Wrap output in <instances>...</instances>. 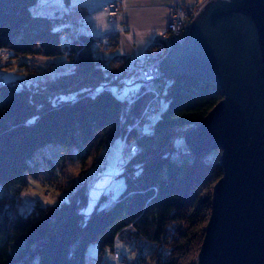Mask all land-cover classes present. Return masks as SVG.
Returning <instances> with one entry per match:
<instances>
[{
  "label": "trees",
  "instance_id": "obj_1",
  "mask_svg": "<svg viewBox=\"0 0 264 264\" xmlns=\"http://www.w3.org/2000/svg\"><path fill=\"white\" fill-rule=\"evenodd\" d=\"M37 2L0 0V51L20 61L65 58L69 67L46 82L30 77L0 82V187L36 176L37 163L29 160L47 143L72 149L75 155L69 158L82 171L118 138L140 151L120 172L127 181L122 193L88 216L79 211L88 194L75 183L61 186L70 194L66 200L37 202L24 215L15 210L19 194L0 196V264H85L90 243L99 247L100 256L113 251L118 239L155 244L154 264H199L223 168L217 158L209 159L210 153L190 154L175 141L200 125L223 91L212 81L179 74L142 84L132 91V102L121 96L118 78L106 74L109 68L95 54L106 43L82 32L76 36L75 22H63L68 16L33 14ZM106 84L113 89L106 91ZM157 88L158 116L151 131H140L133 124L149 101V89Z\"/></svg>",
  "mask_w": 264,
  "mask_h": 264
},
{
  "label": "water",
  "instance_id": "obj_2",
  "mask_svg": "<svg viewBox=\"0 0 264 264\" xmlns=\"http://www.w3.org/2000/svg\"><path fill=\"white\" fill-rule=\"evenodd\" d=\"M162 77L216 83L223 98L187 134L190 154L220 151L199 264H264V0H207Z\"/></svg>",
  "mask_w": 264,
  "mask_h": 264
},
{
  "label": "rangeland",
  "instance_id": "obj_3",
  "mask_svg": "<svg viewBox=\"0 0 264 264\" xmlns=\"http://www.w3.org/2000/svg\"><path fill=\"white\" fill-rule=\"evenodd\" d=\"M39 1L47 6L44 0ZM203 1L204 0H202L201 4ZM53 3H56V1ZM32 12L33 14H37L39 10L34 7ZM1 52L2 51H0V54ZM5 52L8 53V57L0 59V82L8 83V81L12 82L15 80V82H18V78H22V76L26 75V68L20 63L18 58L11 56L7 50ZM95 54L102 59L110 55L109 53H101L100 50ZM7 61H10V63H7ZM116 64L117 62L110 71H114L115 67L119 65ZM29 77L33 80L36 79L33 73L30 74ZM141 86V83L129 85L126 88V93L128 94L130 91L136 93V91L140 90ZM162 105V107H166L164 100ZM124 144L128 146L126 142ZM124 144L123 140L118 138L116 141L106 146L101 155L96 158L98 161L101 159L102 162L98 164V161L94 162L90 159L83 171L81 168L82 165L78 161L69 158L75 155L72 149L68 151L65 147H61L56 142L44 144L34 152L35 154L29 160L30 163H37V175H28L23 180L15 181L9 185H3L0 187V196L13 197L19 194V200L15 203V210L24 215L30 212L37 202H39L41 206H45L55 205L59 201L66 200L67 195L64 191L62 192L60 188H62L61 186H66L67 182H74L84 187L85 192L88 194L87 203L79 208L81 213L88 216V213L95 209L99 210L109 206L114 200L112 197L115 195V198H117L122 193V190L119 191V187L122 186L123 183L127 185L125 176L120 175L125 164L128 163L131 158V154L122 151ZM175 145L179 149L188 151L183 137L176 139ZM213 155H215L218 161L220 160L221 155L219 150L213 152ZM118 164L123 166L116 170L119 166ZM124 185L122 187H124ZM117 191H119L118 194ZM47 192H50V196L47 195ZM1 216L2 213H0V217ZM155 248V244L148 242H139L136 243V245H134V243H128L123 239H118L115 242V250L120 255L119 262H124V264H133L136 261L143 260L146 261V264H154L155 260L152 261V256L154 255ZM163 254V258H165V254H168V250H164ZM85 264H116V260L112 250L106 249L99 256V247L95 243H90L86 251Z\"/></svg>",
  "mask_w": 264,
  "mask_h": 264
},
{
  "label": "crops",
  "instance_id": "obj_4",
  "mask_svg": "<svg viewBox=\"0 0 264 264\" xmlns=\"http://www.w3.org/2000/svg\"><path fill=\"white\" fill-rule=\"evenodd\" d=\"M44 1L47 6L40 3L39 0L35 6V9L39 10L38 14L70 16L73 23L82 19L84 27L82 24L81 32L98 37L101 42L106 43L101 53L110 54L103 57L104 64L108 68L114 67L116 62L124 60L126 57L143 54L155 37L165 32L170 4L178 1L184 7H195L202 2V0H119L122 12L117 19L111 21L103 10L104 5L111 0ZM54 1L56 3H53ZM61 26L59 25V27ZM110 38L112 39L110 40ZM20 63L26 68V75L18 79H27L33 72H39L47 67L53 68L55 73L67 70L69 67L65 58L57 60L30 58L21 60ZM122 186L119 187L120 189L118 188L119 191L123 188ZM61 191L65 192V190ZM114 197L115 195L112 198Z\"/></svg>",
  "mask_w": 264,
  "mask_h": 264
},
{
  "label": "built area",
  "instance_id": "obj_5",
  "mask_svg": "<svg viewBox=\"0 0 264 264\" xmlns=\"http://www.w3.org/2000/svg\"><path fill=\"white\" fill-rule=\"evenodd\" d=\"M51 1V0H49ZM207 1L204 0L203 3ZM202 3V4H203ZM202 4H198L195 7H184L178 1L170 4L168 6V15H167V25L165 28V32L155 37L152 44L149 45L143 54L135 56V57H126L124 60H120L117 62L119 64L115 67L114 71H110L112 68H109L106 74L112 78L114 76L118 78L117 85L119 86V93L124 98L129 99L130 101H134V94L132 91L128 94L126 93V88L129 85L141 83H151L152 81H156L159 78L166 79L162 77V72H160L159 61L164 60L166 56L171 52V46L177 42H184L187 40L188 33L190 31V26L192 25L195 17L197 16L200 6ZM103 10L107 13L109 19L115 20L119 17L122 12L121 2L119 0H111L107 4L104 5ZM72 18L65 17L63 22L66 25L72 23ZM75 30L74 34L78 36L82 29V19L79 21H75ZM63 39H67L65 35L62 36ZM96 46L102 47L103 43L98 40L95 42ZM6 53L0 54V59L5 58ZM116 64V65H117ZM54 73L51 68H44L43 70L36 72L35 80H39L41 82H46L50 76V74ZM104 89L106 91H111L113 89V85L106 84L104 85ZM150 98L147 102L145 108L142 110L140 117L133 124L134 127L139 129L140 131H151V125L157 118L158 111L161 108V94L160 90L157 89H149ZM126 141L123 142V144ZM122 147V151L127 152V154H131L130 157L136 156L140 148H138L134 143H127ZM128 150H127V149ZM215 158V155L212 153L209 154V159L212 160ZM99 159L97 163L99 164L102 160ZM118 170L121 168V164H118ZM116 175V174H115ZM117 176V175H116ZM67 195H70L69 192H66ZM49 196V192H47ZM113 256L115 257L116 264H124L123 262H119L120 256L118 252L114 249Z\"/></svg>",
  "mask_w": 264,
  "mask_h": 264
},
{
  "label": "bare ground",
  "instance_id": "obj_6",
  "mask_svg": "<svg viewBox=\"0 0 264 264\" xmlns=\"http://www.w3.org/2000/svg\"><path fill=\"white\" fill-rule=\"evenodd\" d=\"M168 55H169V54H168ZM168 55H167V56H168ZM167 56H166V58H167ZM16 83H17V82H16ZM72 183H74V182H72ZM76 185H77V184H76ZM49 196H50V192H49Z\"/></svg>",
  "mask_w": 264,
  "mask_h": 264
}]
</instances>
